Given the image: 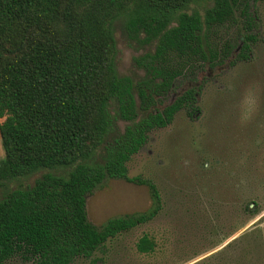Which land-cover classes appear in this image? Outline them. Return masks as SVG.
I'll return each instance as SVG.
<instances>
[{
  "label": "trees",
  "instance_id": "obj_1",
  "mask_svg": "<svg viewBox=\"0 0 264 264\" xmlns=\"http://www.w3.org/2000/svg\"><path fill=\"white\" fill-rule=\"evenodd\" d=\"M192 1L0 0V264L15 256L70 264L154 216L157 190L129 178L127 161L175 113L198 115L199 87L162 104L178 77L194 80L205 64L245 60L254 41L259 0H205L202 14L189 10ZM118 17L130 38L154 42L133 58L143 72L137 79L115 67ZM236 17V44L218 47L211 35L238 27ZM38 172L30 185L7 186ZM108 179L146 185L151 207L92 224L85 197ZM153 246L146 235L135 244L140 253Z\"/></svg>",
  "mask_w": 264,
  "mask_h": 264
},
{
  "label": "rangeland",
  "instance_id": "obj_2",
  "mask_svg": "<svg viewBox=\"0 0 264 264\" xmlns=\"http://www.w3.org/2000/svg\"><path fill=\"white\" fill-rule=\"evenodd\" d=\"M207 4L193 0L189 10L202 14ZM254 8V41L247 58L205 64L194 71V80L178 77L162 104L187 87H199L198 115L189 119L183 110L175 113L168 125L148 133L126 163L129 178L155 186L159 206L154 216L70 264H264V0ZM236 18L238 27L211 35L218 47L234 42L240 25ZM111 30L118 74L139 78L143 72L133 58L152 51L154 42L130 38L123 17L111 23ZM39 174L6 184L27 186ZM247 203L253 212L246 210ZM150 207L147 186L125 179H108L85 197L86 218L96 226ZM142 235L153 241L152 251L136 250ZM3 264L32 262L15 256Z\"/></svg>",
  "mask_w": 264,
  "mask_h": 264
}]
</instances>
